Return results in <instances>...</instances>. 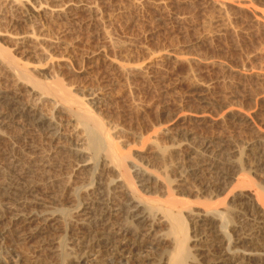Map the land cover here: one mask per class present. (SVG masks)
<instances>
[{"label":"rangeland","instance_id":"rangeland-1","mask_svg":"<svg viewBox=\"0 0 264 264\" xmlns=\"http://www.w3.org/2000/svg\"><path fill=\"white\" fill-rule=\"evenodd\" d=\"M1 52L33 81L64 85L66 92L93 106L111 127L119 149L130 156L127 166L146 197L165 198L146 190L147 182L139 178L146 175L141 165L148 168L150 182L164 171L155 159L191 139L225 144L229 152L242 150L239 166L245 169L248 162L247 171L261 166L250 175L264 186L261 154L250 151L264 142V0H0ZM31 88L0 56V92L18 95L21 105L49 114L54 98L31 93ZM235 115L253 122L240 124ZM7 117L8 127L0 124V184L24 181L14 153L28 161L63 144L14 112ZM66 123L61 119L63 138L70 136L72 149L79 140L82 149L80 129L66 128ZM247 171L234 174L221 199L253 194L238 184ZM85 181L87 174L81 173L76 186ZM186 198L196 212L208 200L196 194ZM13 199L0 190V245L18 254L22 264H37L51 254L49 245L64 242L69 230L54 229L32 242L16 240L14 213L8 211ZM189 234L194 237L193 230ZM189 243L194 247L198 242ZM167 245L147 263L158 260ZM47 262L57 260L50 256ZM87 264L99 262L93 257Z\"/></svg>","mask_w":264,"mask_h":264},{"label":"bare ground","instance_id":"bare-ground-1","mask_svg":"<svg viewBox=\"0 0 264 264\" xmlns=\"http://www.w3.org/2000/svg\"><path fill=\"white\" fill-rule=\"evenodd\" d=\"M0 56L8 61L19 80L32 85L31 93L38 90L42 96L54 98L52 110L45 114L37 107L21 105L18 95L0 92V124L8 127L7 115L14 112L33 125L35 131L47 132L44 134L53 142L63 143L50 154L40 152L28 161L14 153L15 167L24 181L6 179L0 184L1 192L14 198L8 211L14 213L11 219L17 229L16 240L32 242L54 229L69 230L64 242L57 247L49 245L51 254L37 264H49L50 256L57 260L55 264H87L93 257L99 264H150L145 259L166 244V251L151 264H264V186L256 184L250 175L261 166L249 165L251 169L247 171L249 163L244 162L245 169L240 167L242 150L229 152L225 144H196L194 139L178 145L155 159L164 171L150 182L148 168L141 165L146 175L139 178L147 182L146 190L165 196L146 197L127 166L130 156L119 149L111 127L93 106L66 92L64 85L53 88L36 78L33 81L28 71L12 63L8 53L1 52ZM234 117L248 127L253 122L248 116ZM61 119L67 121L64 127L80 129L82 149L79 140L75 143L78 148L72 149L70 136L63 138ZM14 149L22 152L19 145H14ZM250 151L261 154L263 165L264 142L252 145ZM240 170L247 172L238 184L252 189L253 194L244 191L221 199ZM81 173L87 174V181L76 186ZM188 194L208 200L196 212L186 198ZM188 217L193 223L192 238ZM190 240L198 243L191 247ZM2 244L0 264H22L18 254Z\"/></svg>","mask_w":264,"mask_h":264}]
</instances>
